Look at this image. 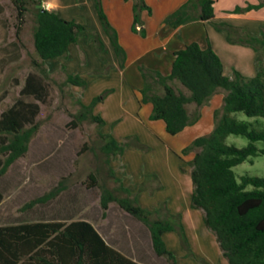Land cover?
Masks as SVG:
<instances>
[{
    "label": "trees",
    "instance_id": "obj_1",
    "mask_svg": "<svg viewBox=\"0 0 264 264\" xmlns=\"http://www.w3.org/2000/svg\"><path fill=\"white\" fill-rule=\"evenodd\" d=\"M42 0H12L17 13L18 35L24 24L25 15L31 6L35 26L33 29V47L39 61H33L42 74L47 71L45 62L57 58H66L68 48L75 44L85 28L73 21L61 18L56 12L44 9ZM99 20L109 35L120 66H123L125 54L119 46L116 31L109 24L100 0H94ZM129 1V0H125ZM132 1V31L141 36V13L149 15L151 9L144 0ZM214 0H188L163 23L176 29L193 22L211 21L214 17ZM264 7V0L256 5L246 4L235 7L232 13H243ZM1 10V9H0ZM1 12V11H0ZM217 31L225 32L230 44L241 45L258 52L264 49V25L260 28L261 39L251 37L243 29L228 24H214ZM98 54L103 44L96 32H90ZM16 35V36H17ZM15 55L12 59H16ZM102 59V56H100ZM258 70L254 77H244L233 71L231 77L223 74L220 58L208 45L201 49L197 43H190L175 53L170 74L163 76L157 71L139 66L143 80L140 95L143 103L151 105L150 120L164 122L166 132L175 136L186 127L196 124L201 118V108L211 99L222 93V104L213 112L211 132L194 139L183 154L194 153L189 161L190 178L193 186L191 207L201 210L203 223L210 230L227 264H264V178L243 176L236 180L233 168L258 155L264 156V149H258L257 143L264 144V131L251 127L250 123L240 121L236 114L247 118L264 119V60L256 57ZM61 70H65L63 67ZM180 84L186 91L175 88ZM62 85L76 86L81 89L86 83L77 75H65ZM42 86L34 75L26 78L21 90L22 96H31L43 103ZM108 94L103 92L94 97L88 105L79 102L80 108L73 115V126L90 122L98 128L99 150L103 154V163L108 166L96 167L88 175L89 189L100 191L99 204L105 217L109 204L115 203L123 211L141 222L149 231L152 248L158 257L175 264L174 256L169 252L162 239L163 234L175 232L181 246L192 255L180 215H171L162 206L154 212L142 209L136 198L125 189L120 179L115 177L109 167L108 159L122 154L124 147L132 146L147 150L137 137H126L124 142L116 141L111 135L100 132L103 119L94 114V107ZM188 105H193L191 110ZM39 113L36 103L17 100L0 114V176L28 151V145L38 132L39 123L35 121ZM241 136L248 140L245 147L228 145L229 136ZM130 140V142L128 141ZM116 187L109 188L108 182ZM65 179L47 193L28 202L24 209L46 204L56 199L66 190ZM142 184L139 191L145 189ZM247 187H252L247 190ZM1 199V195H0ZM0 264H137L110 247L95 228L86 221L32 222L0 227Z\"/></svg>",
    "mask_w": 264,
    "mask_h": 264
},
{
    "label": "crops",
    "instance_id": "obj_2",
    "mask_svg": "<svg viewBox=\"0 0 264 264\" xmlns=\"http://www.w3.org/2000/svg\"><path fill=\"white\" fill-rule=\"evenodd\" d=\"M144 1L151 9V14L149 15L146 11L141 13V28L144 31V35L141 36L132 31L131 0H100L109 24L116 31L118 44L124 51L125 60L123 66H120L119 60L111 49L110 42L105 39L102 30L97 27L95 30L99 33L98 36L103 41V46L108 53V55H103V62L98 63L94 59L95 63L93 67H88L84 56L85 53L79 47V38L82 32L77 42L69 46L66 58L52 60L54 63L53 70H61L63 67L65 75L79 76L86 83V87L81 91L87 92V94L93 81L98 82L101 79H108L113 82L114 84L110 86L112 93L94 107L95 111L102 108L120 91L134 94L136 101L135 114H131L132 117L128 123L127 119L125 120L123 116L112 118L117 122L119 121L115 129L125 124H128V127L132 129L136 127L134 129L139 131H137L139 139L162 148L163 155L166 158L160 165L161 168H150L143 161L139 162V159L142 158L136 149L127 147L118 159L119 164L114 163L115 168L112 167L115 177L120 179L122 186L135 196L137 204L142 209L154 212L164 206L166 211L163 210L160 216H163L166 212L171 215H180L181 224L194 258L198 257L196 259L201 261L202 264H211L208 255L212 253L213 256H216L218 264H227L220 248L218 251V244L214 234L203 223L202 211L191 207L193 190L190 178L191 168L186 165H189V161L192 160L194 153H188L186 157H182L181 155L183 149L188 147L194 139L211 132L213 128V112L221 106L223 95L221 92L216 94L207 106L201 108V118L196 124L186 127L175 136H171L166 132L163 121H152L149 118L152 108L149 103L142 102L140 90L143 87V80L138 67L143 66L157 71L163 76H168L175 59V53L190 43H197L201 49H206L208 45L212 48L222 62L223 74L225 76L231 77L233 71H237L244 77H254L258 70L256 57L261 56L264 59V49L255 52L249 47L230 44L227 41L226 33L217 31L214 28V24H228L243 29L251 37L261 39L260 28L264 25V7L237 14L232 13V11L237 6L244 7L246 4L256 5L263 0H214V17L211 21L193 22L176 29L166 26L163 20L188 0ZM42 2L44 9L56 12L63 19L67 17L61 4L57 1L42 0ZM75 5H81V2ZM89 7V10L93 12L90 5ZM88 47L90 48V45ZM76 48L80 50L82 60L85 63V65H82V70L84 69V71L77 72L78 74L76 73V67L73 66L78 61ZM73 87L74 89L79 88ZM177 89L182 90L180 88ZM183 92L186 93V91ZM96 95L97 93L95 92L88 94L85 102L82 104L88 105L89 99L96 97ZM189 106L193 108V105H188V109ZM99 116L104 121V127H107L109 120L104 115L100 114ZM136 130H132L134 131L133 133ZM102 132L104 131L102 130ZM111 133H115V130L113 132L112 129ZM112 137L120 142V139L115 135ZM126 137L129 136H125L124 139ZM161 139L169 141L168 144H165L166 147L164 148L160 143H157ZM140 143L142 144V142ZM171 154L173 155L172 158L175 159V163L171 161ZM177 158L182 163H179L180 161ZM114 160H116V157H114ZM144 182L146 183L145 189L139 191L140 186L144 185ZM99 210L100 219H98V223H94L87 218L73 221L82 220L90 223L110 247L137 264H151L154 260L156 262V259H163L169 262L167 259L158 257L155 254L152 248L150 233L141 222L131 217L115 203L109 204L105 217L102 215L100 204ZM112 210L115 211L116 217H113L111 220L109 214ZM56 221L60 220L47 219L36 222ZM107 224L110 225V230L106 227ZM99 225L106 227L105 232L99 230ZM108 231L112 235L111 243L105 239ZM167 238L174 246H177L178 235L175 232H168L162 236L167 250L172 252L167 245ZM180 253L182 252L180 251Z\"/></svg>",
    "mask_w": 264,
    "mask_h": 264
},
{
    "label": "rangeland",
    "instance_id": "obj_3",
    "mask_svg": "<svg viewBox=\"0 0 264 264\" xmlns=\"http://www.w3.org/2000/svg\"><path fill=\"white\" fill-rule=\"evenodd\" d=\"M55 1L61 4L64 9L63 11L67 16L66 20L72 19L86 28L79 38V47L85 53L84 56L88 67H93L94 59L98 63L103 62V55H108L106 48H103L100 54L95 50L96 45L91 38L90 32L99 34L95 30L97 27L102 30L105 39L110 42L111 49L116 55L109 35L104 31L99 20L94 0ZM79 1L81 5H75L80 3ZM41 5L43 7V2ZM89 5L94 12V16L93 12L89 10ZM0 9V114L11 107L17 100L36 103L39 106V113L35 118V121L39 123V129L31 139L27 153L16 160L6 173L0 176V225H16L47 219L69 223V221L83 218L98 223V219H100V191L98 188L89 189L87 187L89 183L88 175L100 165L105 169L108 166L103 163L102 159H104V156L98 148V128L96 125L84 122L73 126L72 121L73 115L79 111V102L84 103L88 94H93V92L97 93L96 96H99L103 92L108 91L106 97L109 96L112 93L110 86L114 83L108 79H101L98 82L93 81L87 94V92L81 91L82 89H74L71 85L61 86L60 84L65 80V73L60 69L53 70L54 63L52 61L45 62L43 67L47 73L46 75L42 74L33 66V61H39L33 47L35 21L32 10L34 6H31L26 13L24 24L21 26L18 35L16 34L17 13L12 0H0ZM101 42L103 44L102 40ZM88 45H90V48ZM76 50L78 61L73 66L76 67L77 73L84 71V69L82 70V65H85V63L82 60L80 50L78 48ZM15 55H18V57L12 59ZM100 56H102V59ZM29 75H34L40 82L45 102L41 103L31 96L21 95V90ZM174 86L185 91L180 84H174ZM93 98L91 97L88 102L90 103ZM189 109L191 110L192 106H189ZM93 110L95 114L104 115L109 120L107 127L103 126L99 129L102 134L115 135L120 139L121 143L125 141V136H135L138 140H141L138 137L139 131L134 129L136 127L132 129L128 127V124H125L115 129L119 121L112 119L116 116H123L125 120L127 119V123L130 122L131 114L136 112L134 94L120 91L102 108L97 111ZM236 118L250 123L254 129L264 131V119H250L241 113L236 114ZM112 129L113 132L115 130V133H111ZM132 130H136L135 133ZM128 141L130 142V140ZM140 142L147 147V150L136 148L132 144L125 146L124 149L127 147L136 149L142 158L139 159V162L143 161L150 168H161L160 165L166 158L163 155V149L153 145V143L149 144L147 141L141 140ZM157 143H160L164 148L169 141L161 139ZM226 143L242 148L248 144V140L245 137L231 135L226 139ZM256 146L258 149H264L263 143H257ZM181 155L182 157L187 156V154L182 153ZM120 156L122 154L116 155V160H114V157L108 159L111 169L112 167L115 168L114 163L119 164L118 159ZM170 157L172 158L173 155L171 154ZM0 159L2 160L3 157L0 156ZM171 161L175 163L174 158ZM179 163L182 162L180 161ZM186 166L189 167V165ZM233 171L237 181H240L243 176L264 178V156L252 157L234 167ZM118 172L120 173L119 170ZM63 179L66 180L64 183L66 190L56 199L46 204L36 205L31 209H24L28 202L47 193ZM116 186L117 184L111 180L108 182L109 188ZM251 189L252 187H247V190ZM109 217L111 220L116 217L114 210L110 212ZM99 226V230L102 232H105L106 227L110 230L109 224L106 227ZM109 232L108 235H105V239L111 243L112 235ZM167 245L174 255L175 264H202L201 261L197 260L198 257L196 259L192 255L189 256L187 254L179 240H177V246H174L167 238ZM217 248L219 251L218 246ZM208 258L211 264H218L216 256H213L212 253L208 255ZM154 261L151 264H170V262L163 259Z\"/></svg>",
    "mask_w": 264,
    "mask_h": 264
}]
</instances>
